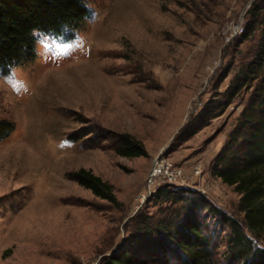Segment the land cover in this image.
I'll return each mask as SVG.
<instances>
[{
	"label": "rangeland",
	"instance_id": "rangeland-1",
	"mask_svg": "<svg viewBox=\"0 0 264 264\" xmlns=\"http://www.w3.org/2000/svg\"><path fill=\"white\" fill-rule=\"evenodd\" d=\"M252 1L81 0L88 15L78 28L34 31V58L0 66V120L13 125L0 139V264H106L143 240L139 220L162 224L178 207L155 197L164 187L199 194L223 254V215H241L240 196L212 164L252 88L206 125L195 117L252 58L259 35L239 31ZM122 133L146 155L119 154ZM80 167L117 201L81 186ZM255 240L264 249V232ZM145 241L137 258L180 264L173 245Z\"/></svg>",
	"mask_w": 264,
	"mask_h": 264
},
{
	"label": "trees",
	"instance_id": "trees-1",
	"mask_svg": "<svg viewBox=\"0 0 264 264\" xmlns=\"http://www.w3.org/2000/svg\"><path fill=\"white\" fill-rule=\"evenodd\" d=\"M86 15L88 10L81 0H0V66L6 68L34 58V31L63 33L64 28H78ZM245 15L242 37L259 35L252 58L242 65L240 78L237 75V81L230 82L224 91H215L195 117L200 126L206 125L228 107L242 88H252L229 141L212 164L213 174L240 196L241 215H223L229 229L225 251L218 256L215 250L204 216L198 211L204 202L199 194L164 187L155 197L178 207L165 209L169 214L162 224L139 220L142 224L135 235L143 240L130 241L123 251L109 256L106 264H162L161 260L137 258L146 239L145 243L156 242V248L164 251L166 245H173L180 264H264V249L255 240L264 232V0H253ZM12 130L10 122L0 120V139ZM118 140L117 152L122 156L146 155L143 145L129 134H119ZM75 177L95 196L117 201L111 185L89 169L80 167ZM183 213L185 220L175 226ZM161 234L168 244L160 240Z\"/></svg>",
	"mask_w": 264,
	"mask_h": 264
},
{
	"label": "built area",
	"instance_id": "built-area-1",
	"mask_svg": "<svg viewBox=\"0 0 264 264\" xmlns=\"http://www.w3.org/2000/svg\"><path fill=\"white\" fill-rule=\"evenodd\" d=\"M239 31H241V32H242V27H240V28H239ZM155 171H156V170H154L152 174H154V173H155ZM150 181H152V179H151V178L149 179V182H150Z\"/></svg>",
	"mask_w": 264,
	"mask_h": 264
},
{
	"label": "snow or ice",
	"instance_id": "snow-or-ice-1",
	"mask_svg": "<svg viewBox=\"0 0 264 264\" xmlns=\"http://www.w3.org/2000/svg\"><path fill=\"white\" fill-rule=\"evenodd\" d=\"M56 38L54 37V40H55Z\"/></svg>",
	"mask_w": 264,
	"mask_h": 264
},
{
	"label": "water",
	"instance_id": "water-1",
	"mask_svg": "<svg viewBox=\"0 0 264 264\" xmlns=\"http://www.w3.org/2000/svg\"><path fill=\"white\" fill-rule=\"evenodd\" d=\"M250 3V2H249Z\"/></svg>",
	"mask_w": 264,
	"mask_h": 264
}]
</instances>
